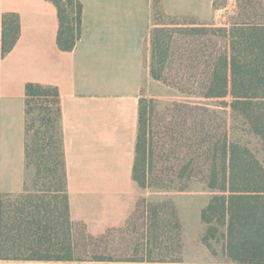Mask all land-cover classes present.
<instances>
[{"label": "trees", "instance_id": "1", "mask_svg": "<svg viewBox=\"0 0 264 264\" xmlns=\"http://www.w3.org/2000/svg\"><path fill=\"white\" fill-rule=\"evenodd\" d=\"M45 1L57 12V48L71 52L80 38L81 3ZM212 6L215 20L206 25L165 16L154 0L149 73L165 87L231 111L257 149L233 141L225 119L202 104L176 101L159 109L155 99H141L132 179L141 190L197 181L213 192L200 215L211 254L264 264V0ZM19 34L18 15H3V56ZM24 92L25 168L33 177L21 193L0 194V261L181 262L176 247H163V204L138 198L122 227L97 237L70 219L58 89L27 83Z\"/></svg>", "mask_w": 264, "mask_h": 264}, {"label": "crops", "instance_id": "2", "mask_svg": "<svg viewBox=\"0 0 264 264\" xmlns=\"http://www.w3.org/2000/svg\"><path fill=\"white\" fill-rule=\"evenodd\" d=\"M80 38L57 48L55 7L45 0H0V194L17 195L25 168L27 83L55 86L60 96L69 216L97 237L120 228L144 194L132 179L139 100L164 86L149 73L154 0H79ZM165 16L211 24L213 0H159ZM17 14L19 38L1 54L2 17ZM0 264H234L181 262H41Z\"/></svg>", "mask_w": 264, "mask_h": 264}, {"label": "rangeland", "instance_id": "3", "mask_svg": "<svg viewBox=\"0 0 264 264\" xmlns=\"http://www.w3.org/2000/svg\"><path fill=\"white\" fill-rule=\"evenodd\" d=\"M157 20L163 24L168 23V20L163 19L161 16L157 17ZM161 89L158 91L152 90L154 93L150 97L156 100L159 109H163L176 101L187 104H202L225 119L231 128L233 141L248 144L253 150L257 149L256 139L247 133L243 122L231 111L210 103H202L193 96L181 94L165 86H161ZM32 177L33 171L29 170L27 185L31 184ZM212 196L213 192L208 191L197 181L191 180L189 182H167L162 189H145L144 194L142 193L139 198H144L149 204L164 205L163 212H165L167 221L165 220L166 227L163 230V247H176V254L181 257L182 261H221L222 257L219 254L217 256L212 255L202 242L206 226L202 224L200 215ZM172 208L176 212L178 228H174V220L170 219ZM211 245L213 247V243ZM215 247L218 250V246Z\"/></svg>", "mask_w": 264, "mask_h": 264}]
</instances>
